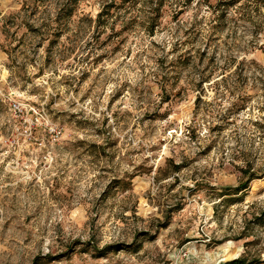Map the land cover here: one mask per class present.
Here are the masks:
<instances>
[{"label": "rangeland", "instance_id": "374dc122", "mask_svg": "<svg viewBox=\"0 0 264 264\" xmlns=\"http://www.w3.org/2000/svg\"><path fill=\"white\" fill-rule=\"evenodd\" d=\"M70 1L0 0V264H264V0Z\"/></svg>", "mask_w": 264, "mask_h": 264}, {"label": "trees", "instance_id": "16d2710c", "mask_svg": "<svg viewBox=\"0 0 264 264\" xmlns=\"http://www.w3.org/2000/svg\"><path fill=\"white\" fill-rule=\"evenodd\" d=\"M122 3H128L129 0H121ZM77 3V0H71L67 6V9L65 10V14H64V18H68L72 15V11H73V8H74V5ZM232 2H229L228 5H235V4H231ZM227 4V3H226ZM112 7H118L117 5L115 4H112L110 6L107 7V9H110ZM105 15H109V12H105ZM102 16V15H101ZM100 17V15H99ZM257 179V175L255 174H250L249 177H248V180L246 183H242L240 185H238L237 188L233 189V192L234 194H239L241 192H244L246 191V189L248 188V184L252 181H255ZM224 264H260V262H254V263H247L246 261L244 260H240V259H236V260H233V261H230V262H226Z\"/></svg>", "mask_w": 264, "mask_h": 264}, {"label": "built area", "instance_id": "2783aa9c", "mask_svg": "<svg viewBox=\"0 0 264 264\" xmlns=\"http://www.w3.org/2000/svg\"><path fill=\"white\" fill-rule=\"evenodd\" d=\"M15 109L17 108L16 106H13Z\"/></svg>", "mask_w": 264, "mask_h": 264}]
</instances>
